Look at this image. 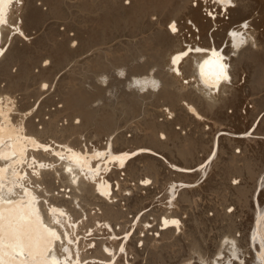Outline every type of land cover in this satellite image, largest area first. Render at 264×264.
<instances>
[{
  "label": "bare ground",
  "instance_id": "obj_1",
  "mask_svg": "<svg viewBox=\"0 0 264 264\" xmlns=\"http://www.w3.org/2000/svg\"><path fill=\"white\" fill-rule=\"evenodd\" d=\"M201 260L264 264V0H0V264Z\"/></svg>",
  "mask_w": 264,
  "mask_h": 264
},
{
  "label": "snow or ice",
  "instance_id": "obj_2",
  "mask_svg": "<svg viewBox=\"0 0 264 264\" xmlns=\"http://www.w3.org/2000/svg\"><path fill=\"white\" fill-rule=\"evenodd\" d=\"M218 3L223 5H229L231 4L232 0H217ZM211 15V13L209 14ZM170 27L175 31V25H170ZM241 28L247 29L248 24L247 22L242 23ZM229 35L233 38V43L231 47L235 49L231 53L232 56L236 55V52L239 51L243 46H245L248 43V38H246V33L232 31L229 33ZM197 52H204L207 50L204 49H196ZM230 57L223 52L219 50H212L211 55L203 60V63L198 64L197 67L200 69V77L201 82L206 88L213 89V90H219L221 84L230 83L231 76L229 73L230 64L226 61ZM179 57L174 59V63L176 60H178ZM122 74V73H121ZM138 84H149L153 88L157 87V83L155 81H143L138 82ZM212 93H209V96H211ZM252 133L249 132L247 135H251ZM119 159V158H116ZM40 168H45L44 164L40 165ZM39 172H33V175L39 176ZM234 183H238V181H234ZM233 208H229L228 212H233ZM62 214V213H61ZM175 223V221H173ZM225 243L229 245V251H231L232 258L237 259L238 253H240L239 247L236 245V243L232 240H226ZM201 264H205L203 260H201ZM240 264H244L243 261H240Z\"/></svg>",
  "mask_w": 264,
  "mask_h": 264
},
{
  "label": "rangeland",
  "instance_id": "obj_3",
  "mask_svg": "<svg viewBox=\"0 0 264 264\" xmlns=\"http://www.w3.org/2000/svg\"><path fill=\"white\" fill-rule=\"evenodd\" d=\"M63 28H64V29H63ZM61 29L65 30V26L63 25V26L61 27ZM74 33H75L74 31H69V35L72 36V37L74 36ZM73 45H74V46L77 45V40H75V41L73 42ZM133 122H134V121H133ZM134 123H135V122H134ZM133 125H134V124H133ZM129 133H130V134H129ZM129 133H128V135L130 136L132 133H131V132H129Z\"/></svg>",
  "mask_w": 264,
  "mask_h": 264
}]
</instances>
